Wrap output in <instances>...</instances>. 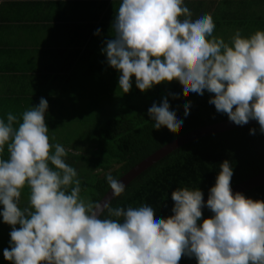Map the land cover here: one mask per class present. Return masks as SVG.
Listing matches in <instances>:
<instances>
[{"label": "clouds", "instance_id": "1", "mask_svg": "<svg viewBox=\"0 0 264 264\" xmlns=\"http://www.w3.org/2000/svg\"><path fill=\"white\" fill-rule=\"evenodd\" d=\"M215 28L211 13L193 14L185 0H120L110 25L113 34L100 51L107 67L119 73L124 94L133 82L141 93L179 82L185 92L213 94L207 103L216 113L236 126L256 121L264 135V30L243 36L236 29L226 42L213 35ZM94 36H101L99 28ZM169 97L177 95L168 93L147 110L157 131L184 123ZM182 106L186 118L192 102L184 100ZM47 111L41 97L19 120L11 112L6 121L0 118V222L11 228L5 261L179 264L186 257L196 264H264V200L233 193L232 160L219 164L206 202L197 186H179L171 192L168 217L146 202L113 207L81 197L67 151L49 142ZM256 134V128L249 129V135ZM105 179L114 198L125 194L124 184L110 173ZM25 188L26 203L21 200ZM203 208L212 213L209 218L201 219Z\"/></svg>", "mask_w": 264, "mask_h": 264}, {"label": "trees", "instance_id": "2", "mask_svg": "<svg viewBox=\"0 0 264 264\" xmlns=\"http://www.w3.org/2000/svg\"><path fill=\"white\" fill-rule=\"evenodd\" d=\"M210 1L211 4L189 0L187 7L193 13H211L216 24L214 36L224 38L227 31L219 34L222 28L246 31V23L255 20V16L244 15L240 9L243 0L234 5L227 3L228 0L218 3ZM227 10L230 15L226 14ZM95 31H69L71 34L68 36V31L51 34V38L54 36L52 41L60 45L54 57L67 59L68 67L59 64L57 60L52 68H42L41 78L31 73V81L29 69H23L25 77H17L20 74L17 71L16 77L11 78L14 80L10 79L9 82L3 81V76H0V118L6 121V114L11 112L19 120L24 111L37 106L41 97L45 98L48 102L45 123L49 128L50 144L59 143L67 151L66 163L78 173L81 197L87 195L90 200L101 201L111 190L105 179L106 174L110 173L120 181L129 171L180 137L229 121L226 115L216 113L214 106L207 103L213 94L205 92L204 96H199L185 92L179 82L157 85L146 93L136 89L133 82L130 92L124 94L118 88L119 73L107 67L100 51L103 40L111 38L112 30L106 28V31H101L100 37L94 36ZM66 37L70 46L65 45ZM9 57V53L0 51L2 75L5 60ZM78 74L84 81L77 84L75 81ZM112 87L122 93L116 110L109 115L99 113L95 99L88 97L87 93L94 88L110 92ZM77 88L78 91H84V94L77 92ZM168 93L177 95L175 100L169 97V104L181 115L184 123L171 131L166 128L157 131L153 129L147 110L154 102L159 105L162 97ZM184 100L192 102L190 114L186 118L183 117ZM89 107L94 113H91L88 120L86 108L89 110ZM74 117L76 122H69L74 123L73 140H69L65 132L68 125L63 121ZM250 128H256L257 134L249 135ZM258 129V124L237 128L192 141L176 149L127 185L125 194L111 201L112 206L138 207L146 202L156 208V214L162 218L168 217L172 215L174 203L171 192L179 186H197L204 193V199L208 198V190L215 183L219 164L226 159L234 162L231 188L264 174V135L259 134ZM68 131L70 133V125ZM3 157L8 158L6 149ZM242 194L253 200H264V185ZM211 215L205 209L201 219ZM185 258L182 257L179 263Z\"/></svg>", "mask_w": 264, "mask_h": 264}, {"label": "crops", "instance_id": "3", "mask_svg": "<svg viewBox=\"0 0 264 264\" xmlns=\"http://www.w3.org/2000/svg\"><path fill=\"white\" fill-rule=\"evenodd\" d=\"M239 2L227 1L230 5ZM203 3L211 4V1ZM119 4L120 0H0V51L10 54L5 60L6 66L3 65V75L0 73L3 81L9 82L16 77L17 71L20 73L17 77H25L23 69L30 70V81L31 73L41 78L42 68H52L59 60L54 53L60 45L52 41L54 36L51 38V34L68 31V36L69 31H95L98 28L106 31ZM240 9L244 15L255 16L254 22L246 23V31H241L243 36L264 30V0H243ZM227 14L230 15L229 10ZM64 41L70 46L67 37ZM58 63L68 67L67 59L62 58Z\"/></svg>", "mask_w": 264, "mask_h": 264}, {"label": "water", "instance_id": "4", "mask_svg": "<svg viewBox=\"0 0 264 264\" xmlns=\"http://www.w3.org/2000/svg\"><path fill=\"white\" fill-rule=\"evenodd\" d=\"M258 123L256 121H250L247 125L244 126H236L231 122H224L216 125L207 126L204 128H201L199 130H196L192 133H189L183 137H180L179 139L175 140L174 142L168 144L158 152H156L154 155L143 161L141 164L136 166L134 169L129 171L124 177L120 179V182L124 184L126 187L129 185L132 181H134L137 177H139L143 172H145L147 169H149L151 166L159 162L162 158L166 157L176 149L201 138L211 136L214 134H220L224 133L233 129L237 128H243L246 126L251 125H257ZM264 185V174H261L257 177H254L248 181H245L237 186L232 187L233 193L240 192L244 193L246 191H249L251 189L257 188L259 186ZM114 199L113 194L111 190L105 195V197L101 200V203L104 202H111ZM207 198L204 199L206 202ZM207 208H203L205 210Z\"/></svg>", "mask_w": 264, "mask_h": 264}, {"label": "rangeland", "instance_id": "5", "mask_svg": "<svg viewBox=\"0 0 264 264\" xmlns=\"http://www.w3.org/2000/svg\"><path fill=\"white\" fill-rule=\"evenodd\" d=\"M205 1V0H204ZM185 4L186 6L189 4V0H185ZM221 7H224V5H222ZM216 10V9H215ZM220 10H218L217 12H219ZM227 14V13H226ZM225 15V14H224ZM223 31H219V34H224V32H226L225 36H224V40L226 42L230 41V38L232 36V34L234 33L233 30H227V29H223ZM84 81V78L78 74L77 79H76V83H82ZM118 89V88H117ZM117 89L115 87H112V90L110 92H108V90L106 92H102V91H98L96 88L92 89V91H88V97L94 98L96 103H97V109H99V113H103L105 115H109L111 113H113L116 110V105L118 103V98L122 95V93H118ZM77 92H81L82 94H84V91H78V88L76 89ZM94 101V102H95ZM100 109H102L103 111H100ZM86 112L87 116L86 119L89 120V117H91V113L92 108L89 107L86 108ZM94 113V112H93ZM86 116V115H85ZM58 120H63V118H57ZM62 122V121H61ZM63 122H66L68 126H66V135L67 138L66 139H71L73 140V126L74 123H70L69 122H76V117L74 118H70V119H64ZM70 125V133L68 131V127ZM77 127V126H75ZM4 158V157H3ZM27 195H28V189L25 188V190L22 192L21 195V200L22 202L26 203L27 202ZM83 198L85 199H89V197L87 195H83ZM18 227V226H17ZM11 231L10 226L0 222V264H10V262L5 261L3 258V250L5 248L9 247V241H10V236H9V232ZM179 264H196V260L195 258L192 259H188L186 260V258L182 261V263Z\"/></svg>", "mask_w": 264, "mask_h": 264}]
</instances>
